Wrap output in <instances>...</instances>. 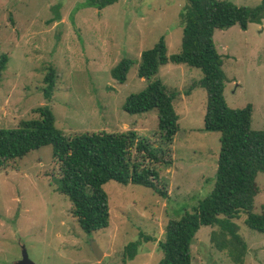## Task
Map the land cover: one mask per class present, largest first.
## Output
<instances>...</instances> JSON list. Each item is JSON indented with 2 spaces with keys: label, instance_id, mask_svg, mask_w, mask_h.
<instances>
[{
  "label": "rangeland",
  "instance_id": "1",
  "mask_svg": "<svg viewBox=\"0 0 264 264\" xmlns=\"http://www.w3.org/2000/svg\"><path fill=\"white\" fill-rule=\"evenodd\" d=\"M86 0H0V55L8 62L0 77V128L16 127L37 117L36 107L48 105L55 125L67 136L81 132L125 131L160 144L155 110L129 114L122 104L149 80L137 75L141 51L163 37L167 54L181 48L180 13L187 0H117L97 9ZM253 7L261 0H227ZM227 81L228 106L252 107L251 128L264 129V17L247 28L232 25L214 31ZM123 57L134 60L127 79L117 83L111 68ZM52 66L56 81L51 98L44 97L43 77ZM200 69L167 63L151 80L161 79L171 93L178 131L169 147L171 164L155 163L161 197L137 184L110 180L103 185L109 224L92 234L82 231L59 191V164L51 147L42 146L0 166V264H18L23 250L35 264H158L169 219L210 193L220 142L218 132L203 130L206 92L190 85ZM259 192L255 212L264 204V172L256 176ZM241 212L234 222L246 244L242 264H264V233L246 226ZM217 226H200L191 244L190 264H237L227 250L211 240ZM103 255L97 260L89 240ZM133 259L123 262L126 244L138 241Z\"/></svg>",
  "mask_w": 264,
  "mask_h": 264
},
{
  "label": "trees",
  "instance_id": "2",
  "mask_svg": "<svg viewBox=\"0 0 264 264\" xmlns=\"http://www.w3.org/2000/svg\"><path fill=\"white\" fill-rule=\"evenodd\" d=\"M117 0H86L87 6L102 9ZM264 17V0L253 7L227 0H187L180 13L182 24L179 52L167 54L163 37L140 53L137 75L149 80L144 89L126 96L122 108L129 114L155 110L160 144L139 136L134 129L125 131L81 132L67 136L55 125L48 105L35 108L37 117L21 120L16 127L0 128V166L25 156L42 146H50L59 164V191L70 202V213L85 233L105 229L109 224V204L103 185L110 181L137 184L152 189L161 197L167 193L158 185L155 163L171 164L169 147L178 131V115L173 106L175 93L161 79L151 80L161 65L185 64L201 70L202 77L184 92L197 86L206 92L203 130L219 133V154L213 188L191 210L177 219H169L164 236L158 241L162 256L158 264H190L191 244L200 226H217L211 240L219 250H227L232 260L242 264L246 244L234 222L246 214L247 227L264 233V204L255 212L254 199L259 192L256 176L264 172V129L251 128L252 107L227 105L224 88L227 81L222 58L213 40L214 31ZM8 56L0 55V77ZM134 60L123 57L110 70L117 83H124ZM56 71L50 66L44 74L43 95L50 99ZM138 241L126 244L123 262L134 258Z\"/></svg>",
  "mask_w": 264,
  "mask_h": 264
},
{
  "label": "water",
  "instance_id": "3",
  "mask_svg": "<svg viewBox=\"0 0 264 264\" xmlns=\"http://www.w3.org/2000/svg\"><path fill=\"white\" fill-rule=\"evenodd\" d=\"M89 245H90V248H91L93 254L95 255L96 259L99 260L103 255L101 248L98 246V244L93 239L89 240ZM18 264H35V263L29 259L26 251L23 250L22 257L18 261Z\"/></svg>",
  "mask_w": 264,
  "mask_h": 264
}]
</instances>
